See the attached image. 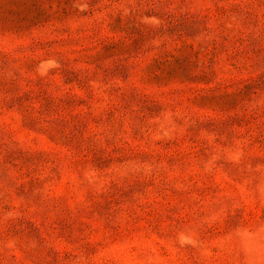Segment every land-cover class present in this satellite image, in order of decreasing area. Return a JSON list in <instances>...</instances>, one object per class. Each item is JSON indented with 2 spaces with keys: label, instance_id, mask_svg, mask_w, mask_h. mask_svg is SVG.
Masks as SVG:
<instances>
[{
  "label": "rangeland",
  "instance_id": "obj_1",
  "mask_svg": "<svg viewBox=\"0 0 264 264\" xmlns=\"http://www.w3.org/2000/svg\"><path fill=\"white\" fill-rule=\"evenodd\" d=\"M0 264H264V0H0Z\"/></svg>",
  "mask_w": 264,
  "mask_h": 264
},
{
  "label": "clouds",
  "instance_id": "obj_2",
  "mask_svg": "<svg viewBox=\"0 0 264 264\" xmlns=\"http://www.w3.org/2000/svg\"><path fill=\"white\" fill-rule=\"evenodd\" d=\"M81 10H83V8H81ZM60 66H61V65H60V63H59L58 60H56V59H54V58H49V59H46V60L41 61V62L37 65L36 70H37L38 74H39L41 77H43V76H46L50 71H52V70H54V69H57V68H59ZM180 242H181L182 244H184V243H190L191 241H190L187 237L181 235V237H180Z\"/></svg>",
  "mask_w": 264,
  "mask_h": 264
}]
</instances>
